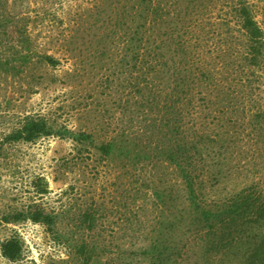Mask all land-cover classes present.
Masks as SVG:
<instances>
[{"label": "rangeland", "instance_id": "374dc122", "mask_svg": "<svg viewBox=\"0 0 264 264\" xmlns=\"http://www.w3.org/2000/svg\"><path fill=\"white\" fill-rule=\"evenodd\" d=\"M133 3L9 1L10 10L28 18L34 54L20 75L0 74V138L32 115L45 117L58 129L92 132L96 144L110 136L128 147L126 155L117 152L113 160L102 158L91 146L57 136L3 147L0 220L34 208L55 220L51 227L29 219L0 225L1 241L18 236L23 242V262L83 264L79 249L86 246L93 253L92 264L156 263L142 253L160 236L165 222L173 219L180 192L176 183L173 200L175 178L169 164L137 157L150 144L161 143L160 106L148 105L147 97L159 100L160 91L169 87L158 78L147 88L141 83L142 94L138 93L140 67L144 71L156 64L143 65L139 60L132 65L130 52L120 41L124 34L120 20H129L127 8ZM241 3L264 32V0H175L167 13L177 29L170 30L173 23L166 21L163 12L159 35L166 39L172 33V41L173 34L182 35L188 50L202 54V64L219 78L224 70L237 69L235 59L224 57V52L236 54L244 49L236 17ZM42 54L53 55L57 65L42 62ZM243 81L247 80L227 76L223 86L232 88L233 101L229 107L219 106V111L211 104L216 102L214 97L207 96L205 101L203 94L196 95L204 113L201 118L194 115L193 121L199 129L202 123L209 135L199 183L203 194L216 199L250 187L264 202V114H257L264 110V71L256 74L255 85L247 91ZM42 188L47 193L39 195ZM85 212L92 215L93 223H82ZM253 232L264 235V221ZM167 238L172 245L173 229H168ZM245 243L242 239L217 263L242 264ZM204 263L192 249L184 261ZM0 264H8L1 254Z\"/></svg>", "mask_w": 264, "mask_h": 264}, {"label": "trees", "instance_id": "16d2710c", "mask_svg": "<svg viewBox=\"0 0 264 264\" xmlns=\"http://www.w3.org/2000/svg\"><path fill=\"white\" fill-rule=\"evenodd\" d=\"M9 1L0 0V74L8 75V72L13 71L14 74L20 75L32 61L33 44L28 33V18L16 14L14 8L10 10ZM132 1L134 3L127 8L129 20H120L121 23L124 22L121 27L124 34L120 41L124 40L122 43L125 50L130 52L132 65H136L139 60L143 65L152 61L156 64L148 66L144 71L143 66L140 67L136 83L138 93L142 94L141 83L147 88L158 78L164 81H161V84L165 83L169 87L168 90L160 91L159 100H149V97L148 101L146 99L148 105L160 106V124L157 129L161 135V143L150 144L142 155L137 157L140 160L161 159L169 164L173 168L175 178L173 200L176 183L177 191L180 192V203L173 207V219L165 222V228L160 229V236H157L142 254L153 258L155 264H184L189 250L192 249L205 260L204 264H222L217 263V259L226 253H232L241 245L239 242L245 239L242 264H264V235L253 232V229L264 221V202L250 187L234 193L227 199H216L203 194L199 177L205 167L204 152L209 135L203 131L202 123L199 129L193 121L194 115L201 118L204 113L203 107L196 102L197 93L203 94L205 101L207 96L214 97L216 102L211 104H216V111H219V106L226 104L229 107L233 101V91L230 93L232 88L223 86L227 76L247 80L241 85L246 91L248 86L255 85L256 74L264 71L263 30L255 22L248 7L243 3L239 4L236 17L244 49L236 54L224 52V57L235 59L237 69L230 73L224 70L220 77L216 78L202 64L204 56L188 50V42L181 38L182 35L173 34V41L172 33L169 38L160 37L158 31L164 21L162 13L167 15L166 21H172L167 10L175 0H170L168 4H162L159 0ZM172 23L170 30L173 32L177 29V23ZM40 57L41 61L48 65L56 66L58 63L53 55L42 54ZM257 114L263 115L264 110L257 111ZM51 136L70 138L78 145L91 146L104 159L113 160L117 152L126 155L128 150L127 144L110 136L96 144L92 132L73 131L67 127L58 129L45 117L27 115L16 129L0 138V160L5 145L17 142L30 144ZM46 193V188L39 191V195ZM163 194H157L158 199H161ZM27 219L47 227L55 224L54 217L34 208L33 212L4 216L0 225L18 224ZM86 222L93 223L92 215L87 212L82 215V223ZM168 229H173L172 245L168 244ZM79 253L83 264L93 263L94 256L88 247L81 246ZM0 254L8 264H35L23 262V242L18 236L0 240Z\"/></svg>", "mask_w": 264, "mask_h": 264}]
</instances>
